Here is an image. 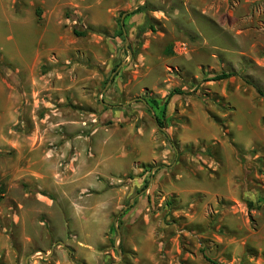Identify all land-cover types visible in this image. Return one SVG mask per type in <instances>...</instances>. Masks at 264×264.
Returning a JSON list of instances; mask_svg holds the SVG:
<instances>
[{
  "label": "rangeland",
  "instance_id": "374dc122",
  "mask_svg": "<svg viewBox=\"0 0 264 264\" xmlns=\"http://www.w3.org/2000/svg\"><path fill=\"white\" fill-rule=\"evenodd\" d=\"M49 10L0 0V264H264V0Z\"/></svg>",
  "mask_w": 264,
  "mask_h": 264
},
{
  "label": "trees",
  "instance_id": "16d2710c",
  "mask_svg": "<svg viewBox=\"0 0 264 264\" xmlns=\"http://www.w3.org/2000/svg\"><path fill=\"white\" fill-rule=\"evenodd\" d=\"M146 9V6L143 5L141 7H138L136 9V11L134 12V14H137V13H141L143 12L144 10ZM121 26V31H120V34L121 36H124V24H120ZM74 34L75 35H81L79 34L75 29H74ZM4 66V64H2L0 62V69H2V67ZM234 76L233 73H226V72H222L220 74H216L213 78L211 79H208L207 81H213V82H218V81H223V80H226V79H229L230 77ZM177 95H185V92L180 89V88H173L171 89L168 94L166 95L165 99H164V103L161 105L159 103V101L157 100H154V99H144L143 102L148 106L149 110L152 111V112H160V115L155 113V120H156V124L159 128L161 129H164L166 128V123H165V119H166V113H167V106L170 102V100L174 97V96H177ZM153 168V167H152ZM150 168V169H152ZM147 169H149V167H147ZM147 183L145 184V187H147ZM176 202H177V198L175 196H172V198L167 202V206L169 207H172L173 205H176ZM178 203V202H177ZM248 207L249 209L252 208V204L249 203L248 204ZM175 208V207H173Z\"/></svg>",
  "mask_w": 264,
  "mask_h": 264
},
{
  "label": "crops",
  "instance_id": "0c3cea01",
  "mask_svg": "<svg viewBox=\"0 0 264 264\" xmlns=\"http://www.w3.org/2000/svg\"><path fill=\"white\" fill-rule=\"evenodd\" d=\"M27 1V0H26ZM31 3H33V1H34V3L36 4V5H40L45 11H44V13H43V15L41 16V17H43V18H45V20H47V18H48V13H50L49 11V9L51 8V4H55L57 1L56 0H29ZM51 1H52V3H51ZM2 9V8H1ZM3 10V9H2ZM5 19H7V18H5ZM14 19V18H13ZM48 20H50L49 18H48ZM10 21H8V19H7V23H9ZM31 18L29 19V20H26V19H23V18H15L14 20H12L11 22H10V24H9V27H7L8 29H11V31H12V28H10V27H12V26H14V25H17V26H20V27H25V26H27V25H29V24H31ZM50 22H48V24H49ZM12 25V26H11ZM9 38H11L12 39V36H10ZM186 74V73H185Z\"/></svg>",
  "mask_w": 264,
  "mask_h": 264
},
{
  "label": "water",
  "instance_id": "95a60500",
  "mask_svg": "<svg viewBox=\"0 0 264 264\" xmlns=\"http://www.w3.org/2000/svg\"><path fill=\"white\" fill-rule=\"evenodd\" d=\"M135 9H136V8H133L130 12H133ZM126 15H127L126 13H124V14L122 15V20H121V24H122V25L124 24L123 21H124ZM124 36H126V33H125V32H124ZM128 46H129V41H128V39L126 38V48H127V50H129V47H128ZM129 52H130V51H129ZM129 54H130V58H131V57H132L131 52H130ZM123 65H124V64H122L121 66H123ZM121 66H120V67H121ZM120 67H119V68H120ZM119 68H118V69H119ZM118 69H117V70H118ZM117 70H116V71H117ZM116 71L113 73V75H112V77H111V80H112L113 76L115 75ZM108 85H109V84H108ZM135 100H136V99H135ZM135 100H132V101H135ZM132 101H130V102H132ZM160 129H161V128H160ZM161 130H164V129H161ZM118 240H120V232H119V230H118Z\"/></svg>",
  "mask_w": 264,
  "mask_h": 264
}]
</instances>
